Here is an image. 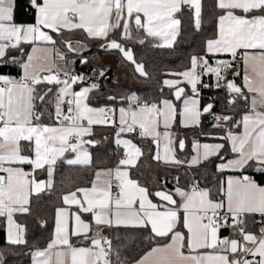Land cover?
<instances>
[{
	"label": "snow or ice",
	"instance_id": "6c2138e0",
	"mask_svg": "<svg viewBox=\"0 0 264 264\" xmlns=\"http://www.w3.org/2000/svg\"><path fill=\"white\" fill-rule=\"evenodd\" d=\"M20 6L0 0V264L28 246L21 219L32 216L33 197L55 191L58 164L93 167L96 126L114 129L123 154L60 194L49 239L26 253L31 264H264V0H212L203 54L164 73L159 97L109 95L116 103L101 107L91 100L107 69L91 64L87 41L148 79L127 42L172 49L185 10L202 31L204 0H23L31 22H17ZM203 89L224 93L220 112ZM206 117L216 131L200 135L213 142L193 139L189 153L175 129H202ZM134 136L150 142L158 166L183 171L171 188L133 178L145 155ZM137 235L141 253L124 258Z\"/></svg>",
	"mask_w": 264,
	"mask_h": 264
},
{
	"label": "trees",
	"instance_id": "16d2710c",
	"mask_svg": "<svg viewBox=\"0 0 264 264\" xmlns=\"http://www.w3.org/2000/svg\"><path fill=\"white\" fill-rule=\"evenodd\" d=\"M212 0H204L205 4V23L203 24L202 31L196 32L192 27L190 16L185 10L182 17L183 23L181 28V35L178 36L177 42L172 49L154 47V41L151 38L145 41L144 44L135 41L127 42V47L134 51V56L138 62L144 63L146 70L149 72L150 78L145 79L140 77L135 71L134 66L121 60L122 64L132 80L133 86L131 88L123 87L121 84L116 83L114 74L110 67L104 63L106 56L112 52H104L100 49V41H87L88 51L86 55L93 66L103 65L107 69L106 77L102 78L105 83L100 86L99 91L92 97L91 103L105 104L113 106L116 102L108 101L109 95L120 97L135 93L142 99H153L160 96V81L164 78V73L170 70H183L185 65L188 64L189 57L193 54H203V43L205 39L211 37L215 31V20L212 16L211 9ZM17 22H31V14L23 7V0L21 6L16 12ZM80 35L73 37V39H82ZM116 53V52H115ZM211 59V58H210ZM205 82H210L209 78H204ZM167 94L168 90L164 89ZM224 93L217 92L210 89L202 90L203 102H208L212 98H216V111L220 112L223 104L220 97ZM179 135L185 137L188 146L193 139H200L201 142H213L212 140L200 135L201 131L215 132L211 128V122L208 117L203 120V128L196 129H182L177 125L175 129ZM95 137L99 138L100 143L91 149L93 156L92 168L70 167L66 164L60 163L57 166L55 173V191L52 193L42 194V198L37 200L33 197V214L30 217L21 219L22 223L27 225V240L28 246H21L14 251L5 253L6 264H29L30 256L26 255L33 245L43 246L49 239L50 233L53 229L54 209L58 202V197L62 192L73 189L75 186H86L91 180L94 170L101 167H113L119 159V154H113V132L108 127H95ZM136 143L144 149L145 155L139 162V167L132 170L133 178H137L141 183L147 184L150 188L155 187L156 181L163 182L166 177L164 175V168L162 165H157L150 159V142L137 140ZM214 172V168H212ZM183 174V173H182ZM200 183L203 185L205 180H212L211 174L206 177H198ZM170 187L171 185L168 184ZM209 186H211L209 184ZM47 220V224L41 227L36 217ZM121 235L123 230H121ZM5 233L0 229V249L6 248ZM139 252H135L129 245L124 249V258L131 260L138 257Z\"/></svg>",
	"mask_w": 264,
	"mask_h": 264
},
{
	"label": "crops",
	"instance_id": "0c3cea01",
	"mask_svg": "<svg viewBox=\"0 0 264 264\" xmlns=\"http://www.w3.org/2000/svg\"><path fill=\"white\" fill-rule=\"evenodd\" d=\"M121 60L124 61V59L122 58V56L120 55L119 52H116V53L112 52L111 54H109L108 56L105 57L104 63H106L108 65V67H110L111 70L113 71L114 80L116 83L121 84L123 87L131 88L133 86L132 80L129 77V75L127 74ZM92 104H93V106H96V107H99L102 105L109 106V105H105V104H94V103H92ZM124 106H126V104ZM96 127H99V126H96ZM92 138L99 141L98 137L93 136ZM114 142L115 141L113 140V144H114ZM134 142L136 143V141H134ZM162 167L165 169L164 175H165L167 180L172 179L177 174H180L181 176H183V174H182L183 171H181L180 173H177L175 168H169V167H166L163 165H162ZM96 169H98V168H96ZM95 170H94V172H95ZM42 178H46V177H42ZM167 187L171 188L172 186L170 187L167 184ZM222 234L228 235L229 232L227 230H225ZM5 240H6V234H5ZM127 245H129L131 247V249H133L135 252H139V253H141L142 248L144 247V245L141 243V240H140L138 235L135 236V238L133 240L129 241L127 243ZM29 264H31V258H30Z\"/></svg>",
	"mask_w": 264,
	"mask_h": 264
},
{
	"label": "built area",
	"instance_id": "2783aa9c",
	"mask_svg": "<svg viewBox=\"0 0 264 264\" xmlns=\"http://www.w3.org/2000/svg\"><path fill=\"white\" fill-rule=\"evenodd\" d=\"M77 67H79V65H77ZM89 74H90V73H89ZM205 78H207V77H205ZM98 82H99L100 86L104 85V83H105L103 80H100V81H98ZM208 119H209V121L212 123V118H211V117H208ZM102 127H104V126H102ZM108 128H109V127H108ZM110 129H111V131L113 132V140L115 141V137H114V129H112V128H110ZM139 139H140V138H138V137H135V136L133 137V140H134V141H137V140H139ZM112 153H113V154H119V158H120V156L123 154V153H122V150L117 148L115 142H114V144H113V150H112ZM173 183H174L173 178H172V179H168V184H170V185L172 186Z\"/></svg>",
	"mask_w": 264,
	"mask_h": 264
},
{
	"label": "rangeland",
	"instance_id": "374dc122",
	"mask_svg": "<svg viewBox=\"0 0 264 264\" xmlns=\"http://www.w3.org/2000/svg\"><path fill=\"white\" fill-rule=\"evenodd\" d=\"M102 106H104V105H102ZM99 107H101V106H99ZM190 151H191V144H190V146L188 147V152L190 153ZM184 155V153H181V156H183ZM167 180V179H166ZM168 181V180H167Z\"/></svg>",
	"mask_w": 264,
	"mask_h": 264
},
{
	"label": "water",
	"instance_id": "95a60500",
	"mask_svg": "<svg viewBox=\"0 0 264 264\" xmlns=\"http://www.w3.org/2000/svg\"><path fill=\"white\" fill-rule=\"evenodd\" d=\"M112 52H116V51H112ZM121 55V54H120ZM125 62H127V63H129V64H131L130 62H128V61H126V60H124ZM132 65V64H131ZM134 66V65H133ZM112 102V101H111Z\"/></svg>",
	"mask_w": 264,
	"mask_h": 264
}]
</instances>
